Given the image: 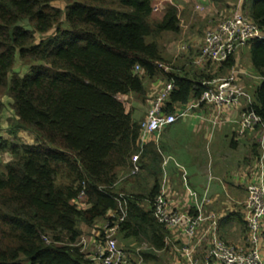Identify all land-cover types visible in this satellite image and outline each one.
I'll return each instance as SVG.
<instances>
[{
  "label": "trees",
  "instance_id": "16d2710c",
  "mask_svg": "<svg viewBox=\"0 0 264 264\" xmlns=\"http://www.w3.org/2000/svg\"><path fill=\"white\" fill-rule=\"evenodd\" d=\"M56 1L0 0V94L12 98L15 112L10 137L0 135V155H11L0 165V264H95L76 245L81 225L119 212L122 193L128 196V215L120 236L151 246L143 252L148 264L167 249L171 234L152 210L163 159L155 143L140 147L146 118L135 119L128 98L148 103L147 81L173 79L164 111L174 113L201 98L203 82L231 72L236 56L205 65H219L215 72L194 66L165 74L159 64L171 61L157 39L181 31L178 5L169 4L158 19L156 0H67L65 9ZM245 5L264 34V0ZM53 29V36L37 41V33ZM250 46L253 66L264 78V38ZM17 53L31 67L9 80ZM4 107L0 97V118ZM252 107L264 121V80ZM21 129L35 135V144L22 142ZM262 153L256 144V162ZM137 154L140 172L131 175ZM120 170L128 179L142 174L152 186L145 193L119 188Z\"/></svg>",
  "mask_w": 264,
  "mask_h": 264
},
{
  "label": "crops",
  "instance_id": "0c3cea01",
  "mask_svg": "<svg viewBox=\"0 0 264 264\" xmlns=\"http://www.w3.org/2000/svg\"><path fill=\"white\" fill-rule=\"evenodd\" d=\"M169 4L177 5L178 0H156L153 17L157 10L158 17L154 18L161 19ZM178 6L183 10L181 31L179 33L164 32L161 37L164 39L169 36L172 41L170 43L169 40L166 41L163 43V47L160 43L158 44L162 56L171 61L172 70H191L194 66L196 67L194 61L200 55L203 39L196 34H205L207 30L214 28L217 22L214 24L212 19L207 20L206 18L197 20L195 8L196 6L203 8L200 3H196L195 6L189 2H183ZM197 21L203 24L200 33L197 32ZM184 44H188L187 50H182L181 47ZM249 50L251 52L250 44L242 48L236 56V67L239 70L237 83L253 96L264 78L255 70L251 57L245 56ZM213 65L210 68L205 66L206 70L207 68L210 71L218 69L216 67L219 65ZM230 73L226 72L225 75L216 79L228 76ZM165 82L162 78L147 81V98L150 107L151 97L160 91ZM246 105V101L242 100L239 105L225 109L221 114L225 122L217 127H213L210 122L217 109L214 106L202 107L178 123L166 127L161 133L151 136L152 140L145 144L155 143L156 149L162 156L160 191L163 181L166 179L165 193L172 208L191 215H198V206L203 204L205 214L216 213L218 215L220 236L229 243L236 245L243 244L247 235L246 224L244 221L240 223L238 220L239 218L244 220L241 203L247 197L249 182L255 178L257 173V162L253 155V148L259 143L260 135L258 130L248 131L244 136L238 134V119ZM217 132L232 133V144L230 143V146L223 148ZM126 172L125 170L119 171V188L131 192L136 190L135 193H145L152 186V180L145 178L142 174L140 178L128 179L129 176ZM140 179H143L142 183L139 181ZM143 183H145V187L141 186ZM184 190H186V194ZM191 192L196 193L197 200L191 196ZM206 197L209 199L208 202H204ZM101 222L102 220H99L93 226L82 224L83 235L92 240L97 234L96 226ZM262 226L264 227V220ZM203 229L204 227H201L200 232ZM122 238L121 235L120 239L124 242L122 244L129 250H135L139 246L132 237ZM188 241L193 242L184 230L172 232L167 249L159 251L156 260L166 258V264H187L181 248ZM209 243L207 237L200 244L197 252L200 259L204 257L209 248Z\"/></svg>",
  "mask_w": 264,
  "mask_h": 264
},
{
  "label": "built area",
  "instance_id": "2783aa9c",
  "mask_svg": "<svg viewBox=\"0 0 264 264\" xmlns=\"http://www.w3.org/2000/svg\"><path fill=\"white\" fill-rule=\"evenodd\" d=\"M245 0H239L237 10L230 16L222 18L214 28L205 32L202 39L201 53L194 61L197 68H204L208 62L221 64L231 56H237L242 48L248 46L255 38H264L262 30L249 18L244 9ZM182 50L189 48L184 44ZM159 68L165 74L172 71V67L164 63ZM139 70V67H136ZM239 70L236 65L228 76L203 82L205 90L201 98L183 106L174 113H165V100L174 90L173 79L165 82L160 91L152 98L140 139V147L151 141V136L161 133L166 127L188 117L195 110L205 106H214L217 111L210 119L213 127L221 126L225 119L221 114L225 109L232 108L245 100L238 119V134L244 136L248 131L258 130L259 144L263 149L261 158L257 162L256 176L247 186V197L241 203L244 219L247 226V236L244 243L236 245L222 239L219 233V220L216 213L205 214L203 204L198 206V215H191L172 208L166 196V179L163 181L161 191L152 202V210L156 220L165 225L170 232L184 230L193 242L188 241L182 248L183 257L187 264H264V121L253 109V96L243 86L237 83ZM131 175L140 172L139 154L133 157ZM197 200V195L191 192ZM126 194H121V209L119 212L111 211L102 222L96 226V236L89 240L82 235L76 245L81 246L83 252L95 264H145L143 252L151 249L143 243L129 250L120 242L121 224L128 215V200ZM209 199L204 198V202ZM201 227H204L200 232ZM171 235V234H170ZM209 238V248L204 257L197 256L200 244ZM50 241L48 237H45ZM196 239V240H194ZM170 236L167 237V246ZM166 250V249H165ZM159 252V251H158Z\"/></svg>",
  "mask_w": 264,
  "mask_h": 264
},
{
  "label": "rangeland",
  "instance_id": "374dc122",
  "mask_svg": "<svg viewBox=\"0 0 264 264\" xmlns=\"http://www.w3.org/2000/svg\"><path fill=\"white\" fill-rule=\"evenodd\" d=\"M245 1L247 4L248 0H245ZM67 2H68L67 0H59V1L54 2L53 4H55L56 6L62 8V9H65ZM183 2H189V3H191V5H195V6H196V3L202 4L203 8H201V7L198 8L197 6L195 8L196 9L195 16L197 17V20H200L201 18L202 19L206 18L207 20L212 19V21H214V24H216V22L218 23L222 18H224L226 16H230L233 14L237 10V4L239 1H235V0H178L177 5H179ZM157 12L158 11L156 10L154 17H158ZM245 12H246V5H245ZM63 22H65L64 17H63ZM24 26L30 27V25H28V23H24ZM196 26H197V32L200 33V30L202 29L203 24L200 23V21H197ZM64 27H65V29L69 28L68 25H64ZM54 31H55V29H53V30H51L45 34L37 33L36 34L37 41L50 38L51 36L54 35ZM196 35H199L203 38L205 34H196ZM168 40H169V43L172 41V39L169 36L165 37L164 39H163V37H161L158 40V43H160L163 47V43H165ZM165 48H167V47H165ZM250 54H251V52L249 50L245 53V56L251 57V59H252V55H250ZM170 66L172 67V63ZM30 67L31 66L29 64L22 63V61L20 60L19 54L17 53L15 64L13 67V71L9 75V80L12 78V76L14 74H17V75L23 77L26 73L29 72ZM0 97L5 104L2 116L0 118V135L4 136V138H9L10 137L9 129H10V127H12L11 124L13 123L12 121L15 117V112H14L13 105H12L13 100L11 97H9V95H6L4 93L0 94ZM128 100H129L130 106H132L133 108L136 109V113L134 114L135 119L138 118V119L143 120L144 117H147V113L150 109L149 108L150 104H148L145 100H143L142 98H138L135 95L130 96L128 98ZM216 134H217V136H219L220 143H221V146L223 148L230 146V143L232 144V140H233L232 139L233 138L232 133L229 134L228 132H217ZM19 136H20V139L22 140V142H24L26 144H32V145L35 144V135L32 132H30L28 130L21 129V130H19ZM10 160H11L10 154L6 153L4 155H0V165L4 164L5 162H8ZM202 160H204V157H202ZM185 167H186V165H185ZM139 181L142 183L143 179H140ZM181 181L183 182V180H181ZM141 186L145 187V183H143V185H141ZM186 190H184L185 194H186ZM135 192H136V190H135ZM243 233H245L244 230H243ZM120 242H121V244L122 243L124 244V242L121 239H120ZM165 260H166V258L165 259H158L156 261L149 262L148 264H166Z\"/></svg>",
  "mask_w": 264,
  "mask_h": 264
}]
</instances>
